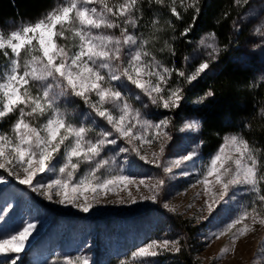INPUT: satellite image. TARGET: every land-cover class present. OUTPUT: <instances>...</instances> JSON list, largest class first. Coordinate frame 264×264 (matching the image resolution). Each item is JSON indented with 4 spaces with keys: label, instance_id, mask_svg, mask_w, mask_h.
Returning <instances> with one entry per match:
<instances>
[{
    "label": "snow or ice",
    "instance_id": "1",
    "mask_svg": "<svg viewBox=\"0 0 264 264\" xmlns=\"http://www.w3.org/2000/svg\"><path fill=\"white\" fill-rule=\"evenodd\" d=\"M145 3L168 8L177 20L183 19L179 9L193 11L192 23L179 37L173 34L172 41L186 38L201 12L200 0H179V5L177 0H63L34 22L22 20L9 29L0 27V54L6 62L0 75V173L50 203L85 214L106 206L100 201L117 190L127 191L128 200L121 198V205L160 202L165 180L156 178L149 185L125 173L123 163L135 156L162 168L171 179L194 178L188 187H199L196 198L203 200L197 211L207 213L193 217L197 220L219 221L223 208L238 195L250 197L236 214L204 237L207 246L227 236L230 246L222 247L219 257L235 254L239 241L255 233L257 226L264 229V148L236 132L225 134L206 158L199 151L204 142L197 140L164 162L173 140L169 129L174 117L150 118L149 110L174 113L179 109L185 85L209 70L225 48L218 45L215 33H207L193 57H184L187 63L204 50V58L192 71L165 63L157 52L174 57L175 48L168 40L156 47L160 21L155 17L144 21ZM234 5L243 8L250 0H234ZM165 23L174 33L172 22ZM253 34L264 37V24L255 27ZM214 95L209 89L194 103ZM260 113L264 115V108ZM244 127L251 126L246 123ZM200 130L198 119L185 120L180 128L193 134ZM154 146L158 149L149 152ZM106 151L114 155L106 157ZM82 165L87 169L81 173ZM174 169H180L179 173ZM7 182L0 175V185ZM133 185L137 191L144 186L149 195L138 201L130 190ZM161 206L176 213L167 200ZM6 210L10 208L0 213ZM36 230V223L24 221L21 228L0 237V257H6L0 264H17ZM259 246L264 251V239ZM182 247L180 238L152 239L118 264H155L150 258L179 254ZM51 264L91 261L80 253Z\"/></svg>",
    "mask_w": 264,
    "mask_h": 264
},
{
    "label": "rangeland",
    "instance_id": "2",
    "mask_svg": "<svg viewBox=\"0 0 264 264\" xmlns=\"http://www.w3.org/2000/svg\"><path fill=\"white\" fill-rule=\"evenodd\" d=\"M239 9L242 13L238 27L247 29L248 37L252 42L260 45V60L262 61L260 65L263 67L264 37L253 33L255 27L264 24V0H250L249 6L239 7ZM142 31L147 33L149 29H142ZM162 46V44L156 43L157 48ZM197 47L198 43L194 46V50ZM157 55L166 63L165 52H157ZM202 58H204L203 49L196 53L194 63L188 66V72L192 71ZM5 66L6 63L1 66L0 75L3 74ZM80 111L78 110V118ZM83 111L87 110L83 109ZM149 111L153 114L150 118L154 119L162 118L165 115L174 117V113H166L162 109L153 108ZM188 119L197 118L183 117L177 123H173L169 129L173 140L165 151L164 162L190 149L195 141L201 140L200 131L196 134L180 131L183 122ZM157 149L158 146H154L149 149V152ZM199 151L205 158L213 153L205 154L202 148ZM113 155V151L105 153L106 157ZM118 159H121V163H123L122 158ZM127 159L129 163H123L126 174L144 179L145 183L149 185L153 184L156 178L165 180L160 202L143 201L134 205H121L118 203L121 198L128 200L127 191L117 190L115 193H108L100 201V205L106 206H97L85 214L71 207L50 203L31 193L27 186L19 185L14 179L7 177L6 173H0L8 181L6 184L0 185V209H6V206L10 208V211L6 210L0 213V237L21 228L24 221H32L37 224V230L29 238L25 250L19 254L17 264L24 262L51 264L54 260H62L65 256H74L80 253L86 254L91 264H118L120 259L128 257L131 251L152 239L180 238L183 244L185 241L181 231L173 227L165 216L166 213L180 216L182 220L186 221L187 226L193 229L188 245L198 264H264V251L259 246L261 240L264 239V229L259 226L255 233L238 242L235 254L229 253L223 257H219V250L222 247L230 246L227 236L222 237L219 241H212L207 246L204 239L210 231L215 230L227 218L236 214L240 205L248 203L250 197L238 195L234 201L223 208V215L219 221L216 219L211 222L197 220L193 217L207 213L197 211L203 200L202 196L196 198V193L200 190L199 187H188L194 178L171 179L163 172L162 168L145 164L135 156H129ZM86 169L87 166L82 165L81 173ZM179 171L180 169H174L176 173ZM185 189H187L186 192ZM130 190L138 201L140 196L149 195L144 186H140V190L137 191L133 185L130 186ZM165 200L175 206V214L169 213L161 206ZM189 205L192 207L190 208ZM177 256L178 254L164 253L150 259L154 260L155 264H181ZM5 259L6 257H0V261Z\"/></svg>",
    "mask_w": 264,
    "mask_h": 264
},
{
    "label": "trees",
    "instance_id": "3",
    "mask_svg": "<svg viewBox=\"0 0 264 264\" xmlns=\"http://www.w3.org/2000/svg\"><path fill=\"white\" fill-rule=\"evenodd\" d=\"M62 2L63 0H0V27L9 29L22 20L34 22ZM200 6L201 12L193 30L186 38H178L175 41L171 40L172 35L179 37V33L192 23L193 11L189 9L184 12L179 9L183 19L177 20L170 15L166 7H149L147 3L144 6V21H150L154 17L160 21L158 44L163 45L164 41L168 40L175 48L174 57L165 52L166 63H174L175 67L188 71V66L194 63V58L185 63L184 57H193L194 46L207 33H215L216 42L225 48L219 60L209 70L192 84L185 85L184 100L173 114V123L183 117L199 119V135L204 142L202 151L205 154L214 152L225 134L236 132H241L255 146L264 148V115L260 113V109L264 108V66L260 65V47L248 37L247 29L238 27L242 11L234 5V0H200ZM225 13H228L227 18ZM169 20L174 26V33L173 27L165 23ZM5 63L0 54V70ZM209 89L214 91L213 97L207 98L203 103H194ZM246 123L251 127L245 128ZM7 126V123L2 125L5 129ZM165 216L174 228L181 231L185 241L177 256L181 264H198L188 245L193 229H190L180 216L168 213Z\"/></svg>",
    "mask_w": 264,
    "mask_h": 264
}]
</instances>
